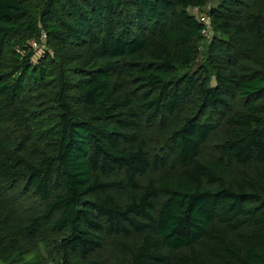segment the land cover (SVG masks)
<instances>
[{
    "label": "trees",
    "instance_id": "trees-1",
    "mask_svg": "<svg viewBox=\"0 0 264 264\" xmlns=\"http://www.w3.org/2000/svg\"><path fill=\"white\" fill-rule=\"evenodd\" d=\"M0 264H264V0H0Z\"/></svg>",
    "mask_w": 264,
    "mask_h": 264
},
{
    "label": "built area",
    "instance_id": "built-area-1",
    "mask_svg": "<svg viewBox=\"0 0 264 264\" xmlns=\"http://www.w3.org/2000/svg\"><path fill=\"white\" fill-rule=\"evenodd\" d=\"M200 20L205 23L206 22V16H201ZM31 47H32V49H37L38 48V44L36 42H32L31 43Z\"/></svg>",
    "mask_w": 264,
    "mask_h": 264
}]
</instances>
